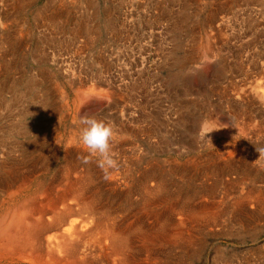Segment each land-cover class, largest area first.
Returning a JSON list of instances; mask_svg holds the SVG:
<instances>
[{
    "label": "rangeland",
    "instance_id": "1",
    "mask_svg": "<svg viewBox=\"0 0 264 264\" xmlns=\"http://www.w3.org/2000/svg\"><path fill=\"white\" fill-rule=\"evenodd\" d=\"M21 1L0 0V86H7L0 95V127L17 123L16 114L24 111L26 101L15 99L10 86L34 75L48 76L42 83L49 101L42 111L53 117L40 112L38 119L25 121L61 132L84 117L112 123L119 162L112 177L121 180L112 198L123 199L128 207L124 173L139 174L151 160L159 161L173 181L189 180L191 191L200 193L193 194L196 219L187 225L192 240L184 248L174 239L169 242L170 234L158 244L163 253L156 264L169 259L178 264H264V158L258 160L257 151L264 147V0ZM41 12L53 19H44ZM83 21L89 29L77 34ZM209 39L214 45L210 53L205 51ZM5 100L8 107L2 105ZM205 129L214 134L204 136ZM45 172L41 178L52 174L51 169ZM246 189L260 191L261 200L246 201L239 213L235 204ZM9 206L0 209V217ZM164 206L159 204L160 211ZM204 210H217V222L207 219Z\"/></svg>",
    "mask_w": 264,
    "mask_h": 264
},
{
    "label": "bare ground",
    "instance_id": "2",
    "mask_svg": "<svg viewBox=\"0 0 264 264\" xmlns=\"http://www.w3.org/2000/svg\"><path fill=\"white\" fill-rule=\"evenodd\" d=\"M15 1L17 2V0ZM21 2L23 3V0ZM21 2L19 3L22 4ZM40 15L44 19H47L49 21L50 19H53V16H45V14L42 15V12L40 13ZM2 20L0 18V23ZM86 21H83V23L79 25L76 32L77 34H81L85 31H88L89 25L85 23ZM202 43L204 44L203 41ZM212 46L214 45H211L210 39L207 40L205 45V51H207L208 53L212 52ZM46 78H48V76ZM46 78L34 75L24 80V82L21 80H17L15 82L16 84L10 86L13 90L15 99H22L26 102L23 103L24 111L20 110L16 114V118L19 116L17 119L19 121L17 123H14L13 125L8 124L0 127V209L4 208V206L7 204L11 205L7 207V213L0 217V264H156L157 262H159V255L163 253L158 250V244L162 240L167 239V236L170 237V234L171 237L168 238L169 242L174 239V242L177 241V243L181 247L185 248L186 244L189 243L193 238L191 232H189L188 234L187 231V225L191 222V220L196 217L192 202L194 198L193 194H195L194 196L200 194H196L194 191H191L194 190L193 187L191 188L193 183L189 180H185L183 184H181L180 182L178 183L176 181H173L171 177H169L163 172L162 166L159 161L151 160L149 163H147L146 166H143L144 170L142 169L139 174H133L129 170V172L127 171L124 173L123 178L126 182L124 183L126 185L127 192L122 193L123 197L125 196L126 202L128 204V207H124V205L126 204L123 205V199H118L117 197L112 198V191L116 190L115 188L121 185V180L118 181V177H112V171L106 179L103 171L97 166L96 157L89 155L87 150L79 143V132L81 124L73 126L69 125L66 132H61L58 127L55 129H50L47 128L44 123L38 122L37 120V123L36 121L35 123L33 121L32 124H28V122L25 121V119H28V117H32L35 119V117H39L38 115L41 113L42 115L48 114V112L42 111L43 107L47 105L50 95V93L47 91V88L44 87L42 83ZM6 87L7 86L5 84H1L0 95L3 94V92L1 91L4 90ZM259 91H257V94H259ZM104 92L105 91H103V93ZM109 92L110 91L108 90L107 93ZM247 93H249V91ZM261 94L264 95V93H260V97L262 96ZM62 95L66 96L64 95V93ZM82 95L83 94H81V96ZM7 100L2 102V105L8 107L10 104L7 102ZM260 100L262 99L260 98ZM261 104L258 103L257 105L259 106ZM4 108L2 109V111H4ZM53 108L56 109V107ZM12 113L7 116H13L14 114ZM49 117L53 116L49 115ZM47 124L49 123L47 122ZM253 129H256V127ZM136 131H138V129ZM139 132L136 133L140 135L141 132ZM124 135L126 134L124 133ZM145 137L147 139V136ZM153 141L154 140H152V142ZM130 150H132V148ZM241 154L239 155L241 156ZM61 158H63V161L59 163ZM85 159L89 160V162L85 163ZM216 160L218 159L216 158ZM243 160L245 161L246 159ZM133 167L135 168V166ZM48 169L52 170V174L49 177L41 178V176L45 174V171H47ZM175 169L176 167L171 170ZM253 170L256 169L253 168ZM178 172L180 173V171ZM242 173L246 174L244 172ZM185 174H183V176H185ZM240 178L245 179L243 177ZM232 184L233 183H231V185ZM184 189L190 191H184V193L182 194V191ZM197 191L198 190L196 189V192ZM246 191L244 196L242 195L243 200H237V203L235 202V205L238 206L236 207L238 211L239 207L244 205L246 201H251L253 199L261 200L260 195H258L259 193H261L260 191L258 194H255L254 189H246ZM135 194L138 195V205H136L135 200L133 199V196ZM163 203L166 206H164V209L160 211L158 206L159 204ZM263 204L264 202L261 200V205ZM229 207L231 208V204ZM241 211H239V213ZM125 213L127 214L124 215ZM203 213L207 215H205L207 219H211L212 221L216 220V218L218 217L217 210H204ZM245 222L247 223V221ZM212 224L210 223L209 225ZM142 253L146 254L147 258L143 259L142 257H140L139 255ZM159 264L178 263H175L174 261L169 259L164 262H160Z\"/></svg>",
    "mask_w": 264,
    "mask_h": 264
},
{
    "label": "clouds",
    "instance_id": "3",
    "mask_svg": "<svg viewBox=\"0 0 264 264\" xmlns=\"http://www.w3.org/2000/svg\"><path fill=\"white\" fill-rule=\"evenodd\" d=\"M80 124L79 143L89 155L96 157L97 166L107 179L111 171L119 168V162L112 148L116 129L112 123L95 117H84L80 120ZM208 133L205 129L203 135L207 136ZM257 151L260 154L258 160L264 158V147L258 148ZM84 162L88 163L89 160L85 159Z\"/></svg>",
    "mask_w": 264,
    "mask_h": 264
}]
</instances>
